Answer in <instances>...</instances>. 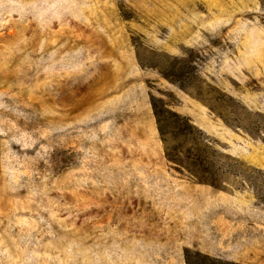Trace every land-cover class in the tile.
<instances>
[{"label":"rangeland","instance_id":"374dc122","mask_svg":"<svg viewBox=\"0 0 264 264\" xmlns=\"http://www.w3.org/2000/svg\"><path fill=\"white\" fill-rule=\"evenodd\" d=\"M264 264V0H0V264Z\"/></svg>","mask_w":264,"mask_h":264},{"label":"trees","instance_id":"16d2710c","mask_svg":"<svg viewBox=\"0 0 264 264\" xmlns=\"http://www.w3.org/2000/svg\"><path fill=\"white\" fill-rule=\"evenodd\" d=\"M185 261L186 264H237L235 262L223 261V260L211 261V258L208 255L195 253L189 249H186L185 251Z\"/></svg>","mask_w":264,"mask_h":264}]
</instances>
